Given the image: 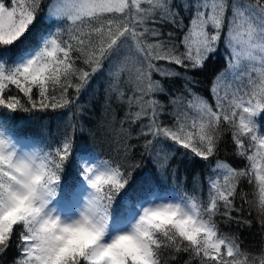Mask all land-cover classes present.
I'll list each match as a JSON object with an SVG mask.
<instances>
[{
	"label": "snow or ice",
	"instance_id": "obj_1",
	"mask_svg": "<svg viewBox=\"0 0 264 264\" xmlns=\"http://www.w3.org/2000/svg\"><path fill=\"white\" fill-rule=\"evenodd\" d=\"M95 81L124 109L108 158L78 143ZM37 113L57 136L29 130ZM262 116L264 0H0V264H264ZM177 155L207 170L191 194L141 171L175 177ZM246 204L257 250L220 227L251 229Z\"/></svg>",
	"mask_w": 264,
	"mask_h": 264
},
{
	"label": "trees",
	"instance_id": "obj_2",
	"mask_svg": "<svg viewBox=\"0 0 264 264\" xmlns=\"http://www.w3.org/2000/svg\"><path fill=\"white\" fill-rule=\"evenodd\" d=\"M167 30V29H166ZM163 64L164 62H159ZM223 57L217 58L215 61L211 62L205 72L198 76V79L201 81V86L198 91L204 97H206L209 101L212 100V97L209 95L207 89L210 85L212 77L219 71L223 70ZM155 79H160L159 76H155ZM165 84L170 85V91H174L181 87V82L176 80H167L163 81ZM94 91L88 93L87 95L82 94L80 97V103L85 104L90 108L85 114V117H82L83 124L85 126L86 134L83 137L79 136L78 143L81 147H92L95 151L102 157L108 158L111 153V148L107 145V140L104 135V126L108 124V122H112L113 124H117L120 118L124 114V109L122 107H118L116 104H113L112 111H105V107H102L104 104L103 96L100 95V82L95 81L93 85ZM72 94L70 90V95ZM162 100H166V97H161ZM26 114H19L20 117H24ZM37 117L43 116V120H38L36 123L31 124L29 130H37L43 133L46 137H54L59 134L58 128H62V122L57 120L50 119L51 117L55 116V113H37L35 114ZM167 122L168 118L165 117ZM28 123V121L21 119L20 124L21 126ZM44 125V127H41ZM259 125L264 127V116L259 118ZM50 126V129H49ZM95 133V139H90V134ZM225 141L224 144L225 151L221 153V159H227L229 162L233 163L234 166H242L243 162L236 159L235 155L233 154V145L231 143V139L228 134H225ZM172 166L177 169L176 176L173 177L170 174H158L156 169L153 167L151 163L145 161L144 167L141 171L145 174L151 173L153 176H156L159 180L166 183L169 188H176L178 185L183 187V189L189 194L193 191V183L192 178L196 173H200L201 176L206 174V169L204 168L202 162L199 160L197 161H190L188 159H182L181 156L177 155L174 160H172ZM246 191L250 192L249 199H253L251 194L252 189L250 186H246ZM239 203V202H238ZM252 207V215H248V209ZM245 211L242 213L244 219H252L253 225L251 229L245 227H238L235 224L232 225H224L223 223L220 225L221 230L224 233L229 235H237L239 236L242 245L251 250H257L259 248L261 242L260 236V229L259 225L256 223V211L255 207L251 205H244ZM236 215V213H234ZM16 255V249L13 247L10 250L9 259Z\"/></svg>",
	"mask_w": 264,
	"mask_h": 264
},
{
	"label": "bare ground",
	"instance_id": "obj_3",
	"mask_svg": "<svg viewBox=\"0 0 264 264\" xmlns=\"http://www.w3.org/2000/svg\"><path fill=\"white\" fill-rule=\"evenodd\" d=\"M107 145H108L109 148H111L110 145H109V143H108V141H107Z\"/></svg>",
	"mask_w": 264,
	"mask_h": 264
}]
</instances>
